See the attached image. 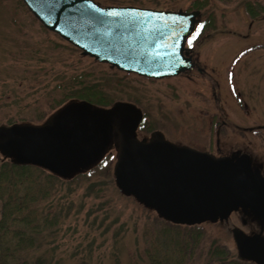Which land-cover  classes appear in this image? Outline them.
I'll return each instance as SVG.
<instances>
[{
	"label": "rangeland",
	"instance_id": "obj_1",
	"mask_svg": "<svg viewBox=\"0 0 264 264\" xmlns=\"http://www.w3.org/2000/svg\"><path fill=\"white\" fill-rule=\"evenodd\" d=\"M93 1L100 6H123L130 0ZM168 1L132 0V5L195 10L191 6L194 0ZM197 1L201 3L196 9L198 20L207 26L189 48L202 72L192 69L154 80L81 56L79 50L45 30L18 0H0V125L43 124L67 104H56L62 90L67 85L78 87L74 83L80 78L84 85L96 83L110 103L126 102L140 110L139 138L159 131L170 143L216 158L246 154L264 173V0ZM248 4L257 10L255 17L248 12ZM115 156L109 147L81 179H69L70 186H53L47 201L53 202L54 215L55 202L61 196L72 208L62 211L68 217L58 227V234L53 227L35 238L41 246L37 255L73 264L76 258L71 255L93 245L98 248L94 260L100 256L107 264L118 255L130 264L128 257L134 258L137 248L142 250L163 226L157 212L117 187ZM197 227L202 233L201 247L190 264H203L209 245L224 246L230 255H236L231 230L257 233L259 222L245 211H237L223 221H205ZM261 235L264 237V230Z\"/></svg>",
	"mask_w": 264,
	"mask_h": 264
},
{
	"label": "water",
	"instance_id": "obj_2",
	"mask_svg": "<svg viewBox=\"0 0 264 264\" xmlns=\"http://www.w3.org/2000/svg\"><path fill=\"white\" fill-rule=\"evenodd\" d=\"M46 29L97 62L149 78L172 77L190 69L182 55L199 12L136 6H100L93 0H21ZM103 9L131 8L149 15L132 24H104L94 19ZM139 111L114 103L108 109L72 101L41 125H0V153L59 176H69L100 157L118 132L114 176L121 192L175 224L226 219L238 209L264 225V176L246 154L215 158L165 140L152 132L138 140ZM115 127V128H114ZM239 259L264 264V238L232 229Z\"/></svg>",
	"mask_w": 264,
	"mask_h": 264
},
{
	"label": "trees",
	"instance_id": "obj_3",
	"mask_svg": "<svg viewBox=\"0 0 264 264\" xmlns=\"http://www.w3.org/2000/svg\"><path fill=\"white\" fill-rule=\"evenodd\" d=\"M18 1L23 5L20 0ZM167 3L174 4V0H169ZM125 4L132 5V0ZM161 5L164 8L171 7L168 4ZM191 6L197 9L201 7V3L194 0ZM259 9L263 10L261 7ZM247 10L252 17L256 16L257 10L250 8L249 4ZM206 26V23H201L199 30L203 31ZM79 79L74 83L78 87L67 85V90H62L63 92L59 94L62 98L56 101L57 105L67 101H86L96 108L112 105L104 94L98 91L96 83L84 85ZM90 169L91 167L87 166L77 171L74 178H71L81 179V176ZM71 178L46 173L38 166L19 163L10 157L0 158V264H64L62 258H45L37 255L36 251L41 246L35 243V238L41 235L43 230L53 227L56 231L54 233L58 234V230L61 229L58 227L65 217H68V213L64 215L62 211L70 210L71 202L69 203V200L64 196L59 197L55 202L57 214L54 215V204L48 202L47 197L54 185L57 188L64 185L70 186L69 179ZM41 202H45L46 207H41L39 205ZM77 214L76 211L72 215L77 216ZM160 220L162 221V219ZM163 222V226L148 238L147 245L142 250L137 248L134 258L128 257L130 264L191 263L196 249L201 247L202 233L197 225L175 224L166 220ZM92 246L85 245L82 247L83 249H80L81 251L71 255L76 258H74L73 264H104L100 256V260H94L98 253L97 255L93 253L98 248L93 249ZM81 252L83 256H79ZM206 252L208 256L203 264H252L239 259L237 254L230 255L224 246L209 245ZM107 264L126 263L122 262L118 255H115Z\"/></svg>",
	"mask_w": 264,
	"mask_h": 264
},
{
	"label": "snow or ice",
	"instance_id": "obj_4",
	"mask_svg": "<svg viewBox=\"0 0 264 264\" xmlns=\"http://www.w3.org/2000/svg\"><path fill=\"white\" fill-rule=\"evenodd\" d=\"M92 11L94 13H98V16H95L94 19L101 25L104 24H112V23H117V24H132L135 23L140 16H146L149 15L147 12H142L137 9H131V8H124V9H112L109 12H107V16L109 17H123L122 20L118 21H111V20H106L104 19L105 17V12L103 9L100 8H93Z\"/></svg>",
	"mask_w": 264,
	"mask_h": 264
},
{
	"label": "flooded vegetation",
	"instance_id": "obj_5",
	"mask_svg": "<svg viewBox=\"0 0 264 264\" xmlns=\"http://www.w3.org/2000/svg\"><path fill=\"white\" fill-rule=\"evenodd\" d=\"M184 53H185V56H187V57H191V50H190L189 47H188V50L184 51ZM193 63H194V68H193V70L196 69L197 72H202V70L199 68V66H198V64H197V62H196V60H193ZM186 73H187V72H185V74H186ZM140 124H141V121H140V123H139V121H138V123H137V127H136V129H135V137H136V138L138 137L137 133H138V129L140 128ZM114 128H115V127H114ZM113 132H114V129L112 130V136H111V138H112L113 140H115V139L119 140V134H118V132L115 133V134H114ZM163 138H164V137H163ZM141 139L149 140L150 137H149V136H148V138H144V137H142ZM242 221H243L244 224L246 223L245 220H242Z\"/></svg>",
	"mask_w": 264,
	"mask_h": 264
}]
</instances>
